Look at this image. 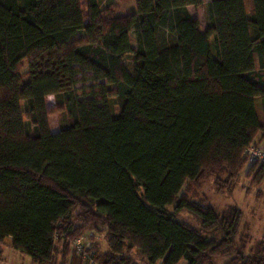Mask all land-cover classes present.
<instances>
[{
    "label": "trees",
    "instance_id": "obj_1",
    "mask_svg": "<svg viewBox=\"0 0 264 264\" xmlns=\"http://www.w3.org/2000/svg\"><path fill=\"white\" fill-rule=\"evenodd\" d=\"M104 1L0 0V243L32 264H84L72 243L88 233L100 264H264L243 211L198 196L264 182L247 155L264 141V0H134L120 16Z\"/></svg>",
    "mask_w": 264,
    "mask_h": 264
},
{
    "label": "rangeland",
    "instance_id": "obj_2",
    "mask_svg": "<svg viewBox=\"0 0 264 264\" xmlns=\"http://www.w3.org/2000/svg\"><path fill=\"white\" fill-rule=\"evenodd\" d=\"M82 1L84 5L85 0ZM208 2H210V0H205V3ZM101 8L103 11L111 10L113 12L111 15L113 16L134 14L136 12V4L134 0H115L112 5H108L104 1L101 5ZM84 9H86L85 6ZM189 11L194 18L200 21L202 30H206L204 8L189 7ZM105 15L109 14L105 13ZM133 45L135 46L134 41ZM57 73H59V76L63 77V90L74 87V77L66 66L58 64ZM47 107L51 109L52 112L54 109H56L57 105L54 96L51 95L47 98ZM257 112L260 119L262 120V111L258 105ZM66 120V115L63 111H54L50 115V124L52 130H59L63 125H66ZM245 173L246 170L243 172V174L245 175ZM248 185L249 181L243 176L239 185L232 194L219 193L216 191L211 179L204 183V186L198 192V196L199 198L201 196H207L210 205H212L219 213L231 206L241 209L244 213L245 225L243 234L246 236L245 233H248L249 236H252V239L248 242V246L251 247L256 245L257 242L264 240V182L259 188L251 187L250 190H246L245 187ZM259 189L262 190L261 194L259 193ZM178 218L179 220L185 221L189 225L198 227V223H196L197 221H195V219L186 211L180 213ZM9 241L10 240L7 239L4 243H0V264H32L31 258L19 251L12 249V247L9 245ZM140 264L143 263L140 262Z\"/></svg>",
    "mask_w": 264,
    "mask_h": 264
},
{
    "label": "built area",
    "instance_id": "obj_3",
    "mask_svg": "<svg viewBox=\"0 0 264 264\" xmlns=\"http://www.w3.org/2000/svg\"><path fill=\"white\" fill-rule=\"evenodd\" d=\"M248 162H264V146H252L247 151ZM102 234L88 233L77 238L72 243L75 253L81 257L84 264H100L97 260L98 248L103 244Z\"/></svg>",
    "mask_w": 264,
    "mask_h": 264
},
{
    "label": "crops",
    "instance_id": "obj_4",
    "mask_svg": "<svg viewBox=\"0 0 264 264\" xmlns=\"http://www.w3.org/2000/svg\"><path fill=\"white\" fill-rule=\"evenodd\" d=\"M56 131H58V130H56ZM262 146H264V141H263V143H262Z\"/></svg>",
    "mask_w": 264,
    "mask_h": 264
}]
</instances>
